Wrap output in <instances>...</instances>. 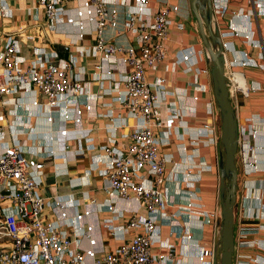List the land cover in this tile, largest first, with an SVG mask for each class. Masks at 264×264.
Segmentation results:
<instances>
[{"label":"built area","instance_id":"2783aa9c","mask_svg":"<svg viewBox=\"0 0 264 264\" xmlns=\"http://www.w3.org/2000/svg\"><path fill=\"white\" fill-rule=\"evenodd\" d=\"M14 1L0 0V19L23 10L28 22L0 34V264H187L179 259L175 244L162 241L159 233L164 222L181 226V215L186 221V228L180 227L182 241L198 249L196 264H214L215 242L201 244L191 230L207 225L219 229L220 211L197 202L200 198L190 185L209 170L199 164L200 156L220 145L218 108L201 39L172 50L182 45L173 35H184L188 22L175 18L174 7L179 6L170 0ZM211 2L218 24L229 0ZM228 27L243 45L235 49L221 32L226 84L238 118L240 169L231 264H264V108L253 107L255 96L264 93V79L254 80L250 74L264 72V50L249 33L240 37ZM47 33L71 39L57 51L42 44ZM167 75L174 81L191 78L181 87L171 85ZM93 86L98 91L93 92ZM203 94L205 118L193 127L190 119L198 116ZM94 100L105 108L97 117L111 132L100 147L105 159L93 158L102 179L98 189L107 197L104 225L114 237L111 251L97 249L93 226L84 222L89 210L69 217L67 207L76 198L44 193L45 163L38 157L56 145L59 136L68 135L69 129L60 123L85 121L83 111L89 115ZM40 116L49 124L47 130L37 128ZM127 119L130 130L119 132ZM84 141L88 150L95 148L93 136ZM68 148L66 144L64 150ZM49 152L55 159H66L56 148ZM215 186L219 189L217 181ZM118 202L143 206L146 214L136 209L127 215ZM47 207L68 219L69 229L50 219ZM83 239L88 240L84 249ZM153 245L166 251L155 253Z\"/></svg>","mask_w":264,"mask_h":264},{"label":"crops","instance_id":"0c3cea01","mask_svg":"<svg viewBox=\"0 0 264 264\" xmlns=\"http://www.w3.org/2000/svg\"><path fill=\"white\" fill-rule=\"evenodd\" d=\"M14 1V0H13ZM171 3L177 4L179 7H174L175 18L176 19H187V28L184 35L174 34V38L181 41V46L175 44L172 46V50H176L179 47L189 44H198L200 42V36L197 29V24L193 14L191 12L188 0H170ZM16 4L17 2L14 1ZM264 0H229L228 10L223 17H218V24L220 32L224 33V40L230 42L235 49H242L243 45L238 41L233 34L230 32L229 25L234 27V33H237L240 37L246 36L248 33L252 35L254 40H258L263 45L264 50ZM120 13L122 14L123 8L119 7ZM241 11L243 14L234 15L233 11ZM122 18V17H121ZM20 22H28L26 14L23 10L15 11L13 17L0 19V34L7 33L15 28ZM86 30L90 33L92 31V23H86ZM89 35H87V38ZM71 37H68L64 33H47L42 40L43 45H47L52 49L57 51H62L63 44L68 42ZM264 52V51H263ZM257 50L253 49L252 54L256 55ZM264 61V59H263ZM251 77L254 80H263L264 72L251 71ZM149 79L154 78L153 73H148ZM168 80H170L171 85L175 86H186L190 80L189 77H180L174 81L173 75H167ZM202 81H205L202 78ZM92 91H98L97 87L93 86ZM206 95H202V100L200 104V109L198 116L196 118L190 119V125L196 126L202 124V120L205 118L203 103ZM105 100H109V97H104ZM80 102L83 98L80 97ZM254 109L264 108V93H258L254 98ZM91 111L89 115L83 111V116L85 121L81 124L74 125L73 123H60L61 127L65 126L69 129L68 135L66 137L59 136L56 145H50L51 147L44 152L40 153V157L45 163L44 172V188L43 191L47 196H59L68 197L72 196L76 198L74 205H68L67 213L69 217H72L76 211L87 209L90 214L84 219V222L89 223L93 226V237L96 239L97 249L99 251H111L114 246V237L111 231L105 227V219L109 216V213L103 207V203L107 202L106 194L98 189L100 184L101 176L97 168L93 164V158L98 156L105 159L103 152L100 147L105 145L109 136L111 135L110 130L105 128L106 121L97 117L98 114L105 112L102 104L97 100L91 102ZM114 105H116L114 103ZM248 103H246L247 107ZM80 106V105H79ZM247 111L244 109L242 116L246 115ZM130 119H127V126L122 127L119 132H128L130 130L129 124ZM37 128L39 130H47L49 124L46 123L43 116H40L37 121ZM82 138L81 143L77 141V137ZM86 136H93L95 141V148L93 150H88L87 145L84 141ZM40 144H44L41 140ZM66 144L69 148L65 149ZM57 149L58 153L65 152L66 159H55L51 156L49 152L50 149ZM78 148H82L84 153L78 154ZM165 150V149H164ZM65 171V174L59 175L55 172ZM169 185L174 189V183L169 182ZM216 183L211 177H202V180L197 181L194 185H190L191 190H193L198 198L196 201L205 204L206 208L217 209L220 211V194L219 189H216ZM118 208L130 214L134 210H138L139 214L145 215L146 211L143 206H138L133 202H118ZM46 215L50 219L57 220L63 224L64 228H67L68 219H63L59 216L58 210H52L47 207L45 210ZM181 226L186 228V221L184 215L178 218ZM181 226L170 227L166 222L159 225V233L162 241L168 239L170 243H174L177 252L179 254V259L187 264H196L195 255L198 253V249L192 248L190 245L187 246L185 242L182 241ZM170 231L172 235H170ZM218 227L214 228L213 225H207L203 230L192 228L191 233L194 239L201 242V244H207L212 241H217ZM193 244V243H191ZM81 247H88V240L83 239L81 242ZM189 248V250H188ZM152 251L155 253H163L166 251L164 246L153 245Z\"/></svg>","mask_w":264,"mask_h":264},{"label":"water","instance_id":"95a60500","mask_svg":"<svg viewBox=\"0 0 264 264\" xmlns=\"http://www.w3.org/2000/svg\"><path fill=\"white\" fill-rule=\"evenodd\" d=\"M203 47L208 54L211 90L218 108L220 159V221L214 264H231L234 245V209L237 205L238 118L225 78L223 37L214 20L211 0H188Z\"/></svg>","mask_w":264,"mask_h":264},{"label":"flooded vegetation","instance_id":"af4514ba","mask_svg":"<svg viewBox=\"0 0 264 264\" xmlns=\"http://www.w3.org/2000/svg\"><path fill=\"white\" fill-rule=\"evenodd\" d=\"M219 159H220V145L219 149L215 150L214 147L209 148L205 154H202L200 156V159L198 160L199 164H206L208 165V171L204 173V177H211V179H214V182L216 181L220 182L219 178ZM237 189H238V169H237Z\"/></svg>","mask_w":264,"mask_h":264},{"label":"rangeland","instance_id":"374dc122","mask_svg":"<svg viewBox=\"0 0 264 264\" xmlns=\"http://www.w3.org/2000/svg\"><path fill=\"white\" fill-rule=\"evenodd\" d=\"M199 125L196 124V126L194 125L193 127H198ZM219 149V147H218ZM189 163H193L194 164V159H191V161ZM194 168V166H193ZM237 169H240V165H237ZM194 172H199V168H194Z\"/></svg>","mask_w":264,"mask_h":264}]
</instances>
